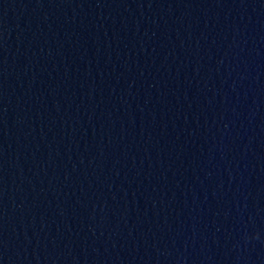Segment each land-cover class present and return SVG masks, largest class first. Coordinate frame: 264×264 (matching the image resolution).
<instances>
[{
  "label": "water",
  "instance_id": "1",
  "mask_svg": "<svg viewBox=\"0 0 264 264\" xmlns=\"http://www.w3.org/2000/svg\"><path fill=\"white\" fill-rule=\"evenodd\" d=\"M0 264H264V0H0Z\"/></svg>",
  "mask_w": 264,
  "mask_h": 264
}]
</instances>
